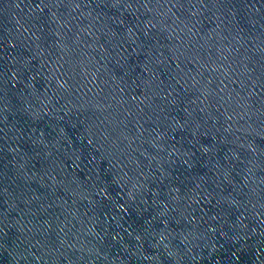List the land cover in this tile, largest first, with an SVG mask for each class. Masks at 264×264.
I'll use <instances>...</instances> for the list:
<instances>
[{"label": "water", "instance_id": "water-1", "mask_svg": "<svg viewBox=\"0 0 264 264\" xmlns=\"http://www.w3.org/2000/svg\"><path fill=\"white\" fill-rule=\"evenodd\" d=\"M0 264H264V0H0Z\"/></svg>", "mask_w": 264, "mask_h": 264}]
</instances>
